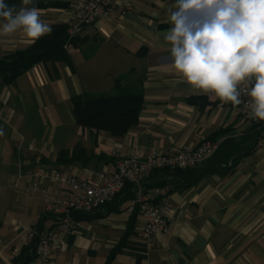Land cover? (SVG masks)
<instances>
[{
	"label": "crops",
	"instance_id": "crops-1",
	"mask_svg": "<svg viewBox=\"0 0 264 264\" xmlns=\"http://www.w3.org/2000/svg\"><path fill=\"white\" fill-rule=\"evenodd\" d=\"M32 2L63 5L40 8L41 19L51 28L68 26L74 19L77 0ZM175 3L131 0L125 14L118 7L109 19L86 27L68 50L75 71L64 62L41 63L14 85L4 86L0 78V257L5 264H12L29 242L28 230L49 204L33 186L52 191L54 172L84 169L78 162L58 163L62 150L81 144L96 156L111 157L115 150L173 154L187 146L239 140L248 130L250 124L235 104L194 91L176 72L171 45L164 41L171 27L168 8ZM33 43L19 31L0 35V56ZM117 79L143 91L139 124L122 138L78 127L72 97L116 95ZM192 98L198 101L190 104ZM115 165L114 160L86 168L112 173ZM169 200V230L156 235L151 248L142 237L144 219L132 215L136 201H126L102 209L97 219L78 223L77 235L64 234L67 249L57 264H105L130 225L134 232L129 248L112 264H264V142L225 175L204 178L171 193ZM52 225L48 222L47 228Z\"/></svg>",
	"mask_w": 264,
	"mask_h": 264
},
{
	"label": "trees",
	"instance_id": "trees-1",
	"mask_svg": "<svg viewBox=\"0 0 264 264\" xmlns=\"http://www.w3.org/2000/svg\"><path fill=\"white\" fill-rule=\"evenodd\" d=\"M5 3L9 6L15 5L18 11L22 5V0H5ZM33 6L40 9L63 5L33 2L28 5V7ZM77 38L69 36L67 25H56L51 28L49 34L37 39L27 49L0 56L2 84L4 86L14 85L20 77L41 63L64 62L75 71L72 58L65 46L68 43L73 44ZM115 89L117 91L116 95L99 93L73 96L72 112L76 125L83 130H89L93 133L105 132L115 138L124 137L133 127L137 126L144 104L142 89L124 86L122 79L115 81ZM196 100L198 101V98L189 99V103L194 104ZM263 141L264 122L259 124L250 123L248 130L242 134L239 140L235 138L225 139L219 144V148L213 157L193 168H165L151 171L143 181L142 190L148 192L167 189L168 193L171 194L176 191H185L204 178L213 175L223 176L231 171L243 158L252 155ZM114 160L112 156L89 155L87 150L81 144H78L71 151L62 150L57 161L58 163L68 164L78 162L81 167L86 168L96 163H112ZM138 192L139 188L135 184L128 183L112 202L90 213L72 212V220L82 223L97 219L100 217V211L104 208L109 207L110 209L113 204L119 206L120 203L126 201L135 202ZM135 214H140L139 205H136L133 209V218H135ZM51 221L53 225L49 228L53 229L58 224L57 218L53 214L44 211L38 222L32 227L37 235L22 247L19 254L11 260L12 264L33 263L39 236L46 231L47 223ZM133 232L134 225H130L125 236L110 251L105 264H112L118 254L129 248L128 238ZM141 260L142 256H139L138 261Z\"/></svg>",
	"mask_w": 264,
	"mask_h": 264
},
{
	"label": "clouds",
	"instance_id": "clouds-1",
	"mask_svg": "<svg viewBox=\"0 0 264 264\" xmlns=\"http://www.w3.org/2000/svg\"><path fill=\"white\" fill-rule=\"evenodd\" d=\"M30 4L22 0L17 11L0 0V35L19 31L35 42L51 32ZM168 13L164 41L176 72L194 91L235 105L247 85L251 117L264 121V0H176Z\"/></svg>",
	"mask_w": 264,
	"mask_h": 264
},
{
	"label": "built area",
	"instance_id": "built-area-1",
	"mask_svg": "<svg viewBox=\"0 0 264 264\" xmlns=\"http://www.w3.org/2000/svg\"><path fill=\"white\" fill-rule=\"evenodd\" d=\"M118 7L122 9L121 14H125L132 7L131 0H77L74 19L68 25L69 36L78 37L86 27L93 26L100 20L109 19ZM70 46L68 43L65 48L70 50ZM247 87L241 86V103L236 106L249 124L262 123L264 121L251 117V97L246 94ZM218 148V143L207 142L197 148L184 147L173 154L153 153L147 156L138 150L126 154L115 150L111 153L116 160L112 173L87 168L69 174L54 172L51 181L56 187L52 191L38 184L35 189L40 191L45 199L51 200L46 209L56 216L59 229L45 231L39 236L32 264H57V258L66 250V242L62 235L79 233V224L72 220L71 213L75 211L90 213L100 209L112 202L128 183L139 188L140 194L132 209L136 205L140 207V215L145 223L142 237L146 247L151 248L156 235L168 232L172 207L167 189L148 192L142 190L141 186L146 176L157 169L193 168L213 157ZM36 235L37 233L30 231L28 240Z\"/></svg>",
	"mask_w": 264,
	"mask_h": 264
},
{
	"label": "rangeland",
	"instance_id": "rangeland-1",
	"mask_svg": "<svg viewBox=\"0 0 264 264\" xmlns=\"http://www.w3.org/2000/svg\"><path fill=\"white\" fill-rule=\"evenodd\" d=\"M84 169H85V168H84ZM87 169H88V168H87ZM59 173H61V174H67V173H62V172H59ZM68 174H69V173H68ZM35 186H36V185H35ZM35 186H33V190H34V191H35V190L38 191L37 189H35ZM38 192L40 193V191H38ZM40 195L42 196V198H44L43 195H42L41 193H40ZM44 199H45V198H44ZM46 199H47V198H46ZM46 199H45V200H46ZM47 201H49V204H50L51 200L47 199ZM49 204H48V205H49ZM48 205H47V206H48ZM47 206H45V212L51 213V212H49V211L46 209ZM51 214H53V213H51ZM53 215H54V214H53ZM54 216H55V215H54ZM56 226L59 228V224H57ZM51 230H54V228H53V229H50V228H47V227H46V231H51ZM30 231H33V228H31V229L28 230V234H29ZM27 239H28V235H27ZM62 239H64L63 235H62ZM28 241H29V240H28ZM65 242H66V241H65ZM66 249H67V243H66ZM57 259H58V258H57Z\"/></svg>",
	"mask_w": 264,
	"mask_h": 264
},
{
	"label": "water",
	"instance_id": "water-1",
	"mask_svg": "<svg viewBox=\"0 0 264 264\" xmlns=\"http://www.w3.org/2000/svg\"><path fill=\"white\" fill-rule=\"evenodd\" d=\"M0 264H5V263L3 262V260L1 259V257H0Z\"/></svg>",
	"mask_w": 264,
	"mask_h": 264
}]
</instances>
